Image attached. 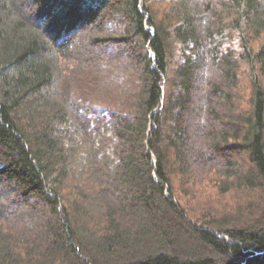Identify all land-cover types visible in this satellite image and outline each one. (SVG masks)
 Returning a JSON list of instances; mask_svg holds the SVG:
<instances>
[{
    "label": "trees",
    "instance_id": "obj_1",
    "mask_svg": "<svg viewBox=\"0 0 264 264\" xmlns=\"http://www.w3.org/2000/svg\"><path fill=\"white\" fill-rule=\"evenodd\" d=\"M25 2L0 0V264H264V0ZM175 174L233 199L188 209Z\"/></svg>",
    "mask_w": 264,
    "mask_h": 264
},
{
    "label": "rangeland",
    "instance_id": "obj_2",
    "mask_svg": "<svg viewBox=\"0 0 264 264\" xmlns=\"http://www.w3.org/2000/svg\"><path fill=\"white\" fill-rule=\"evenodd\" d=\"M175 0H150L152 8L158 18V20H161L164 18L165 13L168 11L171 2H173ZM16 9L19 10L22 15L24 16L25 19H29V21H33L31 20V18H29V13L32 11V7L33 5L29 4L28 2H25V0H16ZM19 3H24L25 5L23 7H19ZM34 24V23H33ZM86 35V32L82 30L79 31V35L76 36L77 37V44H86V38H84V36ZM264 42V35L259 38L254 40L253 42V46L255 49H257L259 46H261V44ZM119 52V50L117 48H113L111 50H108L109 55H116ZM129 54H126L125 56L127 57V60ZM130 60V59H129ZM242 97V103L245 104L248 100H249V96H250V85H248V82L246 85L243 86V90L241 92ZM197 162V161H196ZM183 178L181 176H179L178 174L172 175V182L174 185V191L177 197V200H179L181 202V204L185 205L187 204V206L190 208H193V206L195 207L196 205H198L199 203H201V206H205L207 203L212 202L211 204H214L216 207H218L219 205L222 206L224 205L226 202H231V200L233 199V196L231 195V192L234 191H230V192H223V190H221L219 187L215 186L213 183L210 184V180L209 177H205L204 180H202V183L206 186L209 185L207 188H204L203 190L201 189L202 186L201 185H197L195 186V189H193L191 186H189V189H193L192 192H195V194L192 196L191 194L189 195V191H186V193H184L183 190H186L182 188V183H183ZM1 191V189H0ZM201 193V194H200ZM205 197H210L208 198L209 201H205ZM204 201V202H203ZM206 202V203H205ZM219 206V207H220ZM0 207H3L7 210H12V205L10 203H7L5 201L4 197H0Z\"/></svg>",
    "mask_w": 264,
    "mask_h": 264
}]
</instances>
